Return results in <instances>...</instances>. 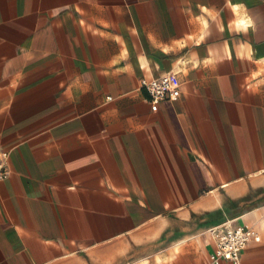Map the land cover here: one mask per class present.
I'll return each mask as SVG.
<instances>
[{
  "label": "crops",
  "instance_id": "0c3cea01",
  "mask_svg": "<svg viewBox=\"0 0 264 264\" xmlns=\"http://www.w3.org/2000/svg\"><path fill=\"white\" fill-rule=\"evenodd\" d=\"M231 3L246 33L225 0H0V264H210L226 224L264 264V0Z\"/></svg>",
  "mask_w": 264,
  "mask_h": 264
},
{
  "label": "built area",
  "instance_id": "2783aa9c",
  "mask_svg": "<svg viewBox=\"0 0 264 264\" xmlns=\"http://www.w3.org/2000/svg\"><path fill=\"white\" fill-rule=\"evenodd\" d=\"M141 85L150 96L153 112L159 110L161 102L180 95L178 84L174 76L170 74L151 82L143 80ZM8 159L9 152L0 148V181L9 178ZM216 233L218 243L214 254L211 256L210 264H220L223 261L239 264L241 253L247 244L256 237V233L252 227H234L231 224L216 228Z\"/></svg>",
  "mask_w": 264,
  "mask_h": 264
},
{
  "label": "clouds",
  "instance_id": "9594fccd",
  "mask_svg": "<svg viewBox=\"0 0 264 264\" xmlns=\"http://www.w3.org/2000/svg\"><path fill=\"white\" fill-rule=\"evenodd\" d=\"M225 6L231 8L234 14V18L229 22V27L237 32L246 33L252 27V20L248 16L246 6L244 4H232L231 0H225ZM201 10L203 12L209 11L207 7L203 6ZM204 26L207 27V21H204ZM201 40H203V37H201ZM142 264H147V262L144 261Z\"/></svg>",
  "mask_w": 264,
  "mask_h": 264
}]
</instances>
